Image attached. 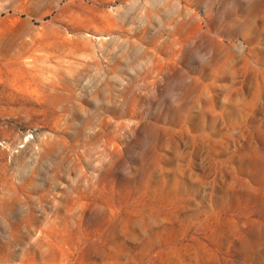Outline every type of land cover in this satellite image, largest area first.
<instances>
[{"label": "rangeland", "instance_id": "374dc122", "mask_svg": "<svg viewBox=\"0 0 264 264\" xmlns=\"http://www.w3.org/2000/svg\"><path fill=\"white\" fill-rule=\"evenodd\" d=\"M0 264H264V0H0Z\"/></svg>", "mask_w": 264, "mask_h": 264}]
</instances>
